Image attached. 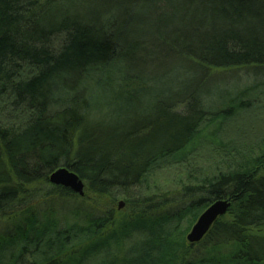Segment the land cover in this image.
Segmentation results:
<instances>
[{"label": "trees", "instance_id": "16d2710c", "mask_svg": "<svg viewBox=\"0 0 264 264\" xmlns=\"http://www.w3.org/2000/svg\"><path fill=\"white\" fill-rule=\"evenodd\" d=\"M262 112L264 0H0V264H264Z\"/></svg>", "mask_w": 264, "mask_h": 264}, {"label": "water", "instance_id": "95a60500", "mask_svg": "<svg viewBox=\"0 0 264 264\" xmlns=\"http://www.w3.org/2000/svg\"><path fill=\"white\" fill-rule=\"evenodd\" d=\"M50 182L56 186H62L70 189L81 197L85 196V184L80 177L66 168H62L54 172L50 176ZM230 200H219L213 203L198 219L197 223L191 229L187 236V240L191 244L200 243L211 231L219 218L225 216L230 207ZM124 207V203H120V209Z\"/></svg>", "mask_w": 264, "mask_h": 264}, {"label": "rangeland", "instance_id": "374dc122", "mask_svg": "<svg viewBox=\"0 0 264 264\" xmlns=\"http://www.w3.org/2000/svg\"><path fill=\"white\" fill-rule=\"evenodd\" d=\"M227 74V75H226ZM243 69L235 70L232 72H219V91L222 88H227L230 90H236L239 88L240 85L247 83L249 80L242 77L244 76ZM252 78V77H251ZM264 115V112H262ZM260 137L264 135V127L261 131H259Z\"/></svg>", "mask_w": 264, "mask_h": 264}]
</instances>
